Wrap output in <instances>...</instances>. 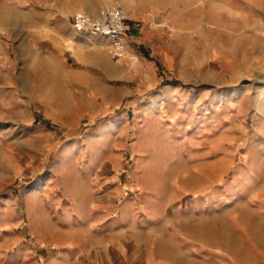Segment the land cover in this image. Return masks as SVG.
<instances>
[{
    "label": "rangeland",
    "instance_id": "1",
    "mask_svg": "<svg viewBox=\"0 0 264 264\" xmlns=\"http://www.w3.org/2000/svg\"><path fill=\"white\" fill-rule=\"evenodd\" d=\"M113 3L128 54L79 43L123 72L142 51L157 87L32 88L31 19ZM164 86L183 103L155 118ZM0 100V264H264V0H0Z\"/></svg>",
    "mask_w": 264,
    "mask_h": 264
},
{
    "label": "crops",
    "instance_id": "2",
    "mask_svg": "<svg viewBox=\"0 0 264 264\" xmlns=\"http://www.w3.org/2000/svg\"><path fill=\"white\" fill-rule=\"evenodd\" d=\"M63 20L61 17L50 16L31 19L33 25L47 26L43 30L35 28L37 30L34 31L32 38L28 40L32 48L30 52H27L26 56L27 63L31 62L32 65L31 68L26 69L27 76H30L31 80L36 84L32 88L41 90L43 97L49 95L51 88L63 87L82 98L81 89L97 90L99 83H118L120 84L118 90L112 92V94L104 93L107 89L106 91L102 89L104 91L99 93L101 98L104 99L103 103L109 104L112 101L110 99L111 96L114 102H120L123 97L130 93L129 89L124 86V81H137L141 90L157 87L153 64L146 59V56L141 53L142 51L135 52L133 70L119 71L117 68L119 66L110 60L104 49L83 48L71 26V20L69 23ZM136 25L135 23L132 24L135 29ZM105 45H107V42H105ZM38 48L42 49L41 53ZM174 89V86H164L159 93L153 96L150 105L153 109H155L154 106H159L158 110L155 109L157 110L154 112L155 118L159 115L163 116V109L172 112L170 107L182 102V99L175 101V98H173ZM30 97L34 98L33 96ZM33 102L35 101H26V103ZM0 103H2L1 100ZM148 127H151L149 123L142 129L143 132L139 131L138 134L145 137V133H147L145 131L148 130ZM96 187L92 186L93 192L87 194L86 200H92L93 198L95 200L97 198ZM93 214L94 209L91 208L90 215ZM158 264L163 263L159 262Z\"/></svg>",
    "mask_w": 264,
    "mask_h": 264
},
{
    "label": "built area",
    "instance_id": "3",
    "mask_svg": "<svg viewBox=\"0 0 264 264\" xmlns=\"http://www.w3.org/2000/svg\"><path fill=\"white\" fill-rule=\"evenodd\" d=\"M71 26L78 33H88L106 39V49L113 59L128 54L127 15L119 3L103 6L96 14L77 12Z\"/></svg>",
    "mask_w": 264,
    "mask_h": 264
},
{
    "label": "bare ground",
    "instance_id": "4",
    "mask_svg": "<svg viewBox=\"0 0 264 264\" xmlns=\"http://www.w3.org/2000/svg\"><path fill=\"white\" fill-rule=\"evenodd\" d=\"M8 22V21H7ZM194 179V176L193 175H189L188 177H186V178H183V180H184V182L186 183V184H190V182L192 181ZM261 190H263L264 191V186L261 188ZM258 202V201H257ZM252 205H253V210H249V211H247L246 213H245V222L246 221H248V220H251V221H253L255 224L256 223H258V220H263L262 218H264V203H260V205H256V204H253L252 203ZM259 216V217H258ZM204 223H206V221L204 222ZM262 224V223H261ZM263 225V224H262ZM255 226V225H254ZM254 230H256V231H253V234H256V232H257V226H255L254 228H253ZM215 233H217V232H215ZM258 233V232H257ZM226 235V234H225Z\"/></svg>",
    "mask_w": 264,
    "mask_h": 264
}]
</instances>
